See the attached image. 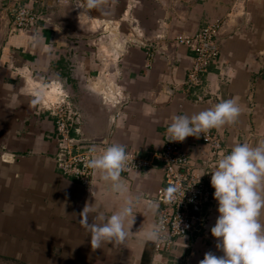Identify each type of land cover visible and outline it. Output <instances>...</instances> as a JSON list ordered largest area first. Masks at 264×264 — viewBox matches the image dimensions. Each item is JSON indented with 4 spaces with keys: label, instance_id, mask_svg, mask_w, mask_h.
Here are the masks:
<instances>
[{
    "label": "crops",
    "instance_id": "1",
    "mask_svg": "<svg viewBox=\"0 0 264 264\" xmlns=\"http://www.w3.org/2000/svg\"><path fill=\"white\" fill-rule=\"evenodd\" d=\"M78 2L83 0H0L1 263L199 264L208 251L222 256L210 232L219 215L211 172L235 143L264 140V0H107L103 10L89 13L74 7ZM20 6L38 19L25 30L12 25ZM214 23L221 24L214 40L219 54L201 84L187 89L193 52L174 37ZM58 88L76 113L70 135L103 138L100 151L114 143L159 150L169 141L173 115L239 98L238 121L210 130L222 140L220 157L191 136L178 142L193 166L210 168L205 181L212 196L201 210L200 232L161 251L144 241L157 210L145 206L163 186L159 162L122 172L123 195L94 171L87 186L61 174L54 152L55 107L62 96L52 101L47 95ZM127 197L137 201L130 237L93 250L79 213L88 203L110 216Z\"/></svg>",
    "mask_w": 264,
    "mask_h": 264
},
{
    "label": "clouds",
    "instance_id": "2",
    "mask_svg": "<svg viewBox=\"0 0 264 264\" xmlns=\"http://www.w3.org/2000/svg\"><path fill=\"white\" fill-rule=\"evenodd\" d=\"M106 2L83 0L74 7L89 13L94 9L103 10ZM40 95L37 93L38 97ZM238 101V97L230 98L190 116L173 115L166 129L167 139L183 142L186 137H199L212 129L235 124L242 112ZM129 159L121 144L114 143L100 152L93 146L86 166L98 173L101 180L110 182L113 193L123 195L127 189L121 181V173L127 170ZM206 173L201 171L196 182ZM210 184L219 213L210 232L217 238L215 247L223 255L208 251L199 264H264V222L261 219L264 216V140L256 145L235 143L230 152L221 155L215 171L211 172ZM177 192L175 186H169L165 190L166 202H173ZM136 203L127 197L110 216L100 212L99 205L85 204L78 220L90 234L93 250L104 244H125L132 233ZM145 207L154 213L157 204L148 202ZM90 216L92 222H89ZM165 231L163 221L154 222L143 231V239L145 242H159Z\"/></svg>",
    "mask_w": 264,
    "mask_h": 264
},
{
    "label": "built area",
    "instance_id": "3",
    "mask_svg": "<svg viewBox=\"0 0 264 264\" xmlns=\"http://www.w3.org/2000/svg\"><path fill=\"white\" fill-rule=\"evenodd\" d=\"M11 17L13 27L19 30L30 28L38 20L36 14L27 6L15 9ZM220 28V23H214L203 27L191 36L177 35L174 37L175 42L186 45L193 52V64L185 81L187 89L201 84L202 76L207 71L211 59L219 54L214 40ZM59 109L61 113L56 114L55 119L57 146L54 157L57 167L62 175L73 177L87 186L93 172L86 166L90 149L95 146L99 152L100 144L80 143L79 138L71 136L70 131L76 124V113L66 102H62ZM191 137L206 145L211 156L220 157L222 140L217 134L208 131L199 137ZM126 152L130 159L127 170L123 173L130 174L134 170L151 167L158 162L162 166L163 186L154 198L157 204L155 222L163 221L166 231L160 241L154 243L155 249L166 250L178 239L200 232L203 226L201 210L212 196L211 189L205 181V175L210 172L208 164H205L202 170L193 166L189 155L178 142L174 141L166 142L159 150L144 153L129 149ZM201 171L207 173L196 182ZM169 186H175L178 189L175 200L171 203L166 202L165 195V190ZM197 206L199 207L198 216L192 213Z\"/></svg>",
    "mask_w": 264,
    "mask_h": 264
},
{
    "label": "rangeland",
    "instance_id": "4",
    "mask_svg": "<svg viewBox=\"0 0 264 264\" xmlns=\"http://www.w3.org/2000/svg\"><path fill=\"white\" fill-rule=\"evenodd\" d=\"M55 90H56V91L52 90L51 93H48L47 95L49 96V98H51L52 101H55V100H57L58 97L62 96L61 99H58L59 103H58L57 101L55 102V103H58L57 107H55V108H57V111H58V113H56V114H59V113H61V112H60V109H59L58 107L61 106V103H62V102H65V99H64V91L61 90V88H58V89H55ZM45 91L48 92L49 89H47V90H45ZM47 92H46V93H47ZM48 96H47V97H48ZM56 146H57V142H56ZM55 150H56V148H55ZM58 169H59V168H58ZM158 251H161V250H158ZM0 264H17V263H16V261H13V260H9V261H7V262H6V260H5L3 263H1V261H0Z\"/></svg>",
    "mask_w": 264,
    "mask_h": 264
},
{
    "label": "water",
    "instance_id": "5",
    "mask_svg": "<svg viewBox=\"0 0 264 264\" xmlns=\"http://www.w3.org/2000/svg\"><path fill=\"white\" fill-rule=\"evenodd\" d=\"M80 143H102L104 142L103 138H91V139H80ZM192 213L195 214L196 216L199 215V207L197 206L196 209L192 210Z\"/></svg>",
    "mask_w": 264,
    "mask_h": 264
},
{
    "label": "bare ground",
    "instance_id": "6",
    "mask_svg": "<svg viewBox=\"0 0 264 264\" xmlns=\"http://www.w3.org/2000/svg\"><path fill=\"white\" fill-rule=\"evenodd\" d=\"M54 91H56V90H54Z\"/></svg>",
    "mask_w": 264,
    "mask_h": 264
}]
</instances>
